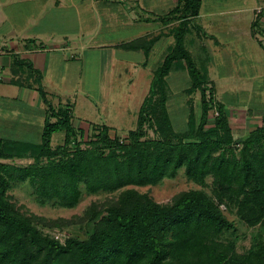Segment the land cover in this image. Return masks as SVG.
Segmentation results:
<instances>
[{"label": "trees", "instance_id": "obj_1", "mask_svg": "<svg viewBox=\"0 0 264 264\" xmlns=\"http://www.w3.org/2000/svg\"><path fill=\"white\" fill-rule=\"evenodd\" d=\"M200 4L177 0L176 7L159 18L164 24L178 21L169 32L174 45L156 69L136 128L125 139L111 138L107 126H97L91 129L88 148H81L76 140L84 131L73 128L70 108L54 107L37 87L45 106L39 143L0 137V160H32L26 166L0 162V264H264V117L246 138L235 141L206 72L184 45ZM152 41L138 39L121 47L147 56ZM179 69L190 80L185 94H200L198 115L192 99L187 101V129L182 133L174 130L166 108V77ZM146 123L156 138L145 139ZM60 132L63 144L52 148V137ZM181 169L189 181L210 192H181L162 205L130 188L156 186L174 179ZM13 183L28 184L40 205L64 209L76 207L83 193L118 195L103 209L89 208L86 240L67 238L61 243L44 232L61 226L58 222L18 211L8 194ZM220 206L255 230L244 253L237 252L236 225Z\"/></svg>", "mask_w": 264, "mask_h": 264}, {"label": "crops", "instance_id": "obj_2", "mask_svg": "<svg viewBox=\"0 0 264 264\" xmlns=\"http://www.w3.org/2000/svg\"><path fill=\"white\" fill-rule=\"evenodd\" d=\"M176 5L177 0H0V102L11 101L14 107L7 110L15 116L19 115L20 105L43 112L45 106L36 91L40 86L54 107L70 108L71 124L76 130L85 133L93 127L107 126L109 134H113L116 126L97 125L92 117L86 118L83 110L107 115L110 112L109 89L115 83L112 82L124 79L130 86L134 73L150 72V60L164 48L159 55L162 59L158 67L161 65L174 45L169 32L178 21L164 24L159 18ZM188 29L184 45L196 65L206 72L215 102L224 106L233 138L243 140L262 124L264 117V61L257 57L247 60V71L241 63L243 49L254 47L253 44L258 49L254 48L255 51L264 54V43L260 40L264 32V3L258 0H201L199 13L190 20ZM138 39L153 40L147 56L142 50L121 47ZM177 71L187 74L182 69L173 70ZM235 75L240 81L237 87L231 85ZM243 82L247 84L245 87ZM98 83L100 111L94 100L88 99V92L92 93ZM189 86L188 78L181 97L186 95ZM84 87L87 91H83ZM228 89L233 90L235 100L219 99ZM242 95L259 104V109L252 108L251 101L241 103ZM186 96L189 97L185 102L188 106L192 95ZM182 101L180 98L175 103L181 107ZM168 102L169 99L167 111ZM0 107L3 108L1 103ZM184 112L187 117L188 110ZM26 117L17 119L22 129L23 121L27 122L28 129L35 126L37 119L43 122V118L36 115L26 114ZM253 123L255 125H251Z\"/></svg>", "mask_w": 264, "mask_h": 264}, {"label": "rangeland", "instance_id": "obj_3", "mask_svg": "<svg viewBox=\"0 0 264 264\" xmlns=\"http://www.w3.org/2000/svg\"><path fill=\"white\" fill-rule=\"evenodd\" d=\"M260 3H264L262 0H258ZM264 33L260 34L262 38L260 40L263 41ZM248 43L251 45V43L248 41ZM264 43V42H263ZM254 47L251 45L250 48L243 49L242 53V66L243 69L247 71L249 68V65L246 66L247 60H254L257 58H262L264 61V54H259V52L255 51L257 48L255 47V44H253ZM254 48H256L254 50ZM163 49L159 50L157 52V56H154L150 62H149V71L146 73L145 71H139L140 73L135 74V78L133 83L128 86L124 79L123 82H120V80L117 78L116 81H113L111 85V89H109V95L110 102H109V110L110 112L107 115H104L103 112H100L99 114L93 113V110H83L85 113L86 118L91 119L92 121L96 123L97 125H112L113 127L116 126V130L113 132L114 135L121 137V139H125L126 135L129 131L134 130L136 128L137 124V118H138V112L139 108L141 107L144 99L148 96L150 86L149 84L152 82L149 81V79L153 76V71L157 69L160 60L162 59L160 53H163ZM258 50V49H257ZM259 54V55H258ZM135 57V55H134ZM136 57H139L136 55ZM196 64V63H195ZM220 72L223 70L221 69V66H219ZM247 75V79H248ZM255 76V74H254ZM188 75L184 72H173L171 71L167 83H168V111L169 116L173 128L176 130V132H184L186 131L187 127V117L186 113L184 111L188 110V106H186L185 102L188 96L184 95L181 97V91L187 87L188 85ZM236 79H233V82L231 83L232 86H239L240 81L238 77L235 75ZM96 84V80L93 83ZM151 85V84H150ZM244 87L247 85L245 82L242 84ZM86 86V85H85ZM80 87V86H78ZM5 87H3L4 89ZM80 89V88H79ZM99 90V83L95 87L94 91L92 93L88 92V99H93L94 103L97 105L98 98H97V91ZM82 91V90H81ZM83 91H87V89L84 87ZM101 91V88L99 90V93ZM148 91V92H147ZM226 94L219 96V99H222L223 101H231L233 98V90H225ZM238 93V91H236ZM181 94V95H180ZM208 94V93H206ZM83 95V94H82ZM81 97L80 92H77V98L79 99ZM68 99V97H66ZM180 98L183 99V103L180 106V104H176L175 100H179ZM243 100H241L244 103L251 101V107H255L259 109V104H255V101L248 98L247 96L244 97L242 95L241 97ZM49 101V99L47 98ZM69 100H72V98H69ZM192 103L194 104V108L196 110V114L200 113V94L199 92L192 95ZM3 106L0 107V137H2L5 140H22L24 142L29 143H35L38 144L40 141V134L44 125V118H45V109H43V112L40 109L32 108L27 109L25 105H20L17 110L19 111V115H11L9 113L10 107H14L11 101L3 100L0 102ZM40 103V101H39ZM226 103V102H225ZM170 104V106H169ZM97 109L99 111L102 109L101 106L97 105ZM8 109V110H7ZM27 109V111H26ZM27 115H36V117H42L43 122L39 121V119L35 120L36 124L34 126H30V129H28L27 122L23 121V129L19 126L21 125L19 121L17 120L19 117L22 119H26ZM210 122H212V113H210ZM228 115V114H227ZM215 116V114H213ZM21 122V121H20ZM233 122H236L233 120ZM35 123V122H34ZM109 123V124H108ZM251 125H255L254 123ZM249 125V126H251ZM6 126V128H4ZM3 127V128H2ZM36 127V128H35ZM41 127V128H40ZM253 127V126H251ZM144 131H145V139H154L156 138V133L154 132V129L149 126L148 123L144 125ZM92 130H87L84 133V137H77V142H81V148H88L87 142L92 140ZM113 134L110 135L111 138H113ZM52 148H55L56 146H61L63 144V138L64 133H55L52 137ZM2 163L12 164L15 166H26L32 162L31 159H15V160H0ZM211 178H208L206 180V184L210 185ZM12 188L8 192V194L11 196V201L15 205V207L18 209V211L21 214H24L26 216H36L40 218H44L48 222H58V227H52L51 229H45L44 232L52 236L55 240H58L59 242H64L67 238H76L79 240H86L88 231L91 228V225L86 222L87 220V212L91 206H95L96 209L100 210L103 209L107 204L112 202L117 198L118 192L116 193H98L95 195H86L83 193L82 199L78 203L76 207L73 209H64L60 207H53L49 204L40 205L36 202L35 196L33 195L32 188L26 184V183H13ZM132 189H135L141 194H147L149 197H151L156 203L158 204H169L171 203L172 199L179 193L189 191V190H200L203 189L205 192L209 193V188H202L193 182L189 181L185 175L183 169L178 171L177 176L174 179H164L161 183H159L156 186L153 187H130ZM81 189H83L81 187ZM220 209L225 212V207L220 206ZM227 217L233 221L237 228V235L239 236V239L236 243V250L238 253H244L247 251L250 247V238L252 232L255 230L252 228H248L241 224L234 214H229L225 212Z\"/></svg>", "mask_w": 264, "mask_h": 264}, {"label": "built area", "instance_id": "obj_4", "mask_svg": "<svg viewBox=\"0 0 264 264\" xmlns=\"http://www.w3.org/2000/svg\"><path fill=\"white\" fill-rule=\"evenodd\" d=\"M263 42H264V38H263ZM215 114V116L217 115V113H214Z\"/></svg>", "mask_w": 264, "mask_h": 264}]
</instances>
